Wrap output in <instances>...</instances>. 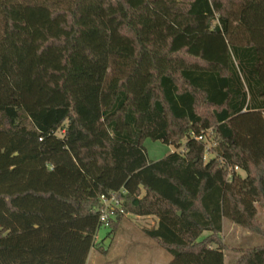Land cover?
<instances>
[{"label": "trees", "instance_id": "1", "mask_svg": "<svg viewBox=\"0 0 264 264\" xmlns=\"http://www.w3.org/2000/svg\"><path fill=\"white\" fill-rule=\"evenodd\" d=\"M121 189L168 264L264 236V0H0V264H87Z\"/></svg>", "mask_w": 264, "mask_h": 264}, {"label": "rangeland", "instance_id": "2", "mask_svg": "<svg viewBox=\"0 0 264 264\" xmlns=\"http://www.w3.org/2000/svg\"><path fill=\"white\" fill-rule=\"evenodd\" d=\"M62 132H58L61 134ZM186 139L182 141L184 144ZM149 159L157 161L174 151H184V147L175 144H167L147 138L144 141ZM213 141H209V146ZM214 153H207L208 161ZM245 175L244 171H240ZM258 218L264 225V207L257 204ZM155 216H139L126 214L117 227L102 226L98 230L97 245L90 253L87 264H168L173 255L157 244V241L148 237L146 228L157 225ZM225 223V224H224ZM223 240L228 246L225 249V264H236L240 258L239 250L264 245V236L248 231L229 219L223 221ZM206 231L202 237L209 235ZM215 246V245H214Z\"/></svg>", "mask_w": 264, "mask_h": 264}, {"label": "built area", "instance_id": "3", "mask_svg": "<svg viewBox=\"0 0 264 264\" xmlns=\"http://www.w3.org/2000/svg\"><path fill=\"white\" fill-rule=\"evenodd\" d=\"M197 138L203 139V136H198ZM126 193V189H121L119 191L101 195L99 212L100 223L102 226L111 227L112 220H115L120 214H125L123 195Z\"/></svg>", "mask_w": 264, "mask_h": 264}, {"label": "crops", "instance_id": "4", "mask_svg": "<svg viewBox=\"0 0 264 264\" xmlns=\"http://www.w3.org/2000/svg\"><path fill=\"white\" fill-rule=\"evenodd\" d=\"M225 224V223H224ZM224 224H223V226H224ZM89 260V259H88Z\"/></svg>", "mask_w": 264, "mask_h": 264}]
</instances>
